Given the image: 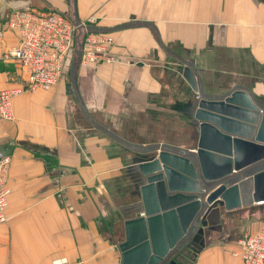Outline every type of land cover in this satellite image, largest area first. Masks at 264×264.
Wrapping results in <instances>:
<instances>
[{
  "label": "crops",
  "instance_id": "0c3cea01",
  "mask_svg": "<svg viewBox=\"0 0 264 264\" xmlns=\"http://www.w3.org/2000/svg\"><path fill=\"white\" fill-rule=\"evenodd\" d=\"M27 5L96 17L115 43L101 65L70 53L57 85L16 96L14 119L0 120V151L13 157L0 264H122L126 221L142 210L139 164L154 153L144 149L198 142L168 138L192 117L186 64L203 93L240 87L264 106V0H3L0 11ZM18 39L7 30L0 52ZM12 62L0 61V89L27 83ZM263 225L264 203L235 209L184 264H240L239 237Z\"/></svg>",
  "mask_w": 264,
  "mask_h": 264
},
{
  "label": "water",
  "instance_id": "95a60500",
  "mask_svg": "<svg viewBox=\"0 0 264 264\" xmlns=\"http://www.w3.org/2000/svg\"><path fill=\"white\" fill-rule=\"evenodd\" d=\"M78 19V18H77ZM183 77L196 93L191 104L198 127L193 149L154 143L156 153L139 164L142 210L126 221L122 264H184L221 230L224 216L264 203V106L235 87L203 93L187 63Z\"/></svg>",
  "mask_w": 264,
  "mask_h": 264
},
{
  "label": "built area",
  "instance_id": "2783aa9c",
  "mask_svg": "<svg viewBox=\"0 0 264 264\" xmlns=\"http://www.w3.org/2000/svg\"><path fill=\"white\" fill-rule=\"evenodd\" d=\"M96 22V17L80 20L64 12L31 5L6 14L0 11V42L7 30L16 31L19 37L16 44L0 52V61H18L28 76L26 85L0 89V120L14 119L13 99L16 96L57 85L70 53L77 56L81 65L111 61L110 49L115 38ZM12 161L11 154L0 151V225L8 220ZM237 244L234 254L240 257V264H264V225L257 232L242 234ZM53 264H69V259L59 257Z\"/></svg>",
  "mask_w": 264,
  "mask_h": 264
},
{
  "label": "rangeland",
  "instance_id": "374dc122",
  "mask_svg": "<svg viewBox=\"0 0 264 264\" xmlns=\"http://www.w3.org/2000/svg\"><path fill=\"white\" fill-rule=\"evenodd\" d=\"M9 67L11 68V69H13V71L15 72H17V73H23V67L21 66V64L18 62V61H15V62H12V63H10V65H9ZM66 67V66H65ZM64 69H66V68H64ZM27 83L25 82V84L24 85H26ZM194 91V90H193ZM195 93V92H194ZM196 98V93L193 95V97L190 99V100H188L187 102H188V105H191L192 104V102L194 101V99ZM190 121V122H189ZM188 121V118L186 117V125H185V130H181V131H176V132H170V133H168V138H169V140L170 141H176V142H178V143H181L182 142V144L183 145H190V146H193V144H195L196 143V138H197V136H198V127H197V124H196V122H195V120H194V118L193 117H191V120H189ZM189 123V124H188ZM157 137H160V139H164V140H167V137H165V134L164 133H162V132H160V133H157ZM193 149V148H192ZM156 153H153V154H150L151 156H152V158L151 159H148L150 156H148L147 157V155H144V157L146 158V160H144V161H147V160H152L153 158H154V155H155ZM140 177L141 176H139V180H138V182L140 183ZM234 211V210H233ZM226 217H227V215H225L224 216V219L226 220ZM229 223V228H231V226H232V224H233V226H234V223L235 222H232L231 220L228 222ZM236 227V226H235ZM227 228V227H226ZM225 229L226 231L225 232H223L224 233V235H230V234H232V229L233 228H231V231H230V229ZM224 230V229H223ZM214 235V236H219L220 234L218 233V232H212V233H210L209 235ZM189 261V260H188ZM189 263V262H188ZM190 264H192V261L190 262Z\"/></svg>",
  "mask_w": 264,
  "mask_h": 264
}]
</instances>
